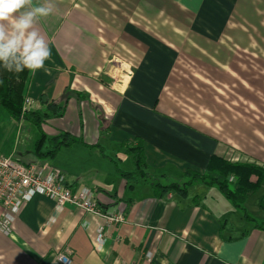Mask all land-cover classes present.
I'll list each match as a JSON object with an SVG mask.
<instances>
[{"label": "crops", "instance_id": "obj_1", "mask_svg": "<svg viewBox=\"0 0 264 264\" xmlns=\"http://www.w3.org/2000/svg\"><path fill=\"white\" fill-rule=\"evenodd\" d=\"M53 2L57 10L38 22L51 58L44 69L27 72L24 93L38 110L46 107L41 97L70 95L63 115L41 125L42 150L62 131L80 141L51 158L38 157L40 130L23 119L15 135L27 149L14 155L24 163L50 162L71 189L90 188L106 213L125 220L105 227L101 216L69 204L58 210L54 199L34 195L11 232L0 230V264H55L59 251L68 253L70 264H264V230L217 187L197 182L183 196L170 190L157 197L147 180L124 175L135 166L123 146L143 141L145 171L153 177L178 179L187 168L203 172L213 154L231 159L238 153L264 167V0ZM187 49L195 51L187 57L205 67L197 71L205 85L196 89L199 95L201 89L206 98H221L219 90L227 87L228 97L232 91L243 99L239 107L228 105L221 126L168 105L165 91L179 51ZM111 65L128 73L122 90L110 84ZM252 194L244 205L264 219L260 207H248ZM258 194L259 206L264 187ZM101 226L106 242L99 248L94 238Z\"/></svg>", "mask_w": 264, "mask_h": 264}, {"label": "trees", "instance_id": "obj_2", "mask_svg": "<svg viewBox=\"0 0 264 264\" xmlns=\"http://www.w3.org/2000/svg\"><path fill=\"white\" fill-rule=\"evenodd\" d=\"M28 70L25 69L19 74L5 71L0 67V106L3 107L15 121L24 119L36 125L41 133V138L34 145V153L38 157L51 158L56 151L63 147L80 141L72 134L62 131L52 137H48V149L42 150L46 139L41 125L50 117H59L64 113L65 105L69 94L65 90L58 100H46L40 98L46 104L44 110L32 109L24 110V90L25 80ZM77 98L81 93L74 92ZM125 150L132 155L134 170L125 172V176H138L147 180L153 188L157 197L163 196L170 190H175L180 195H185L187 188L194 183L200 182L209 186H215L227 198V200L241 213L242 217L253 223L255 227L264 230V219L256 218L247 210L244 203L249 194L255 192L264 181V167L253 161H230L222 156L211 155L208 159L205 171L200 172L187 168L178 179L167 178L163 175L159 177L150 176L145 171L146 159L143 148V141L135 139L134 142H124ZM235 175V181H228V175ZM252 176L256 179L252 180ZM259 207L264 211V194L259 199Z\"/></svg>", "mask_w": 264, "mask_h": 264}, {"label": "built area", "instance_id": "obj_3", "mask_svg": "<svg viewBox=\"0 0 264 264\" xmlns=\"http://www.w3.org/2000/svg\"><path fill=\"white\" fill-rule=\"evenodd\" d=\"M26 102V103H25ZM23 109L29 110L33 102L25 97ZM0 153V230L11 232V224L18 217L24 203L34 195L40 194L56 201V208L61 210L69 204L85 212L104 218L105 227L121 223L125 216L121 213H106L88 187L73 190L68 185L65 175L50 162L24 163L15 155ZM105 227H99L94 242L101 248L106 242ZM55 264H70L67 252L54 254Z\"/></svg>", "mask_w": 264, "mask_h": 264}, {"label": "rangeland", "instance_id": "obj_4", "mask_svg": "<svg viewBox=\"0 0 264 264\" xmlns=\"http://www.w3.org/2000/svg\"><path fill=\"white\" fill-rule=\"evenodd\" d=\"M191 51L193 53L195 52L194 49H191V50L187 49V50L179 51L181 54L178 57L177 65L173 71L174 76H172L170 83L168 84L169 87H167L164 95L167 99L168 105L172 107L174 110H180V107L184 109V111L181 110L183 115L187 116L188 114H193L194 117L197 116L199 119L203 118V120L208 122L209 125L217 123L219 126H221L220 123L223 122L222 119L227 116L226 110L228 109V105L230 104L232 106L239 107L238 101L243 102V99L240 98L237 94L233 93L232 91L230 94L231 96L228 97L227 87H223L221 91L219 90L220 94L221 92H224L222 94L223 97L221 98H213V99L206 98L202 96L203 93H205V91L201 93V89H200V94L202 95H199L197 92V90H199V86H203L205 88V85H203L202 82L199 81V77L197 76L198 75L197 71L205 67L196 65V61L194 59L187 57ZM184 64L187 65V67ZM109 68H110L109 70L113 71L112 76H110L112 78V80L110 81V84L115 89L122 90L124 86L123 84H127L126 83L127 82L126 75L128 74L127 71L121 70L120 66H117V65H111V67ZM185 69L188 72H185ZM254 72L258 73L259 67H257ZM182 76L185 79L182 80L181 79ZM204 76L206 77L205 74ZM237 76L235 78L239 79L240 78L239 74H237ZM200 77H201V74H200ZM236 82L240 84L238 80H236ZM256 82L258 81H255V83ZM242 86L243 84H241V88ZM236 88L239 89L240 85L239 86L236 85ZM199 106H201V108H199ZM212 107H214L216 111H219V113L218 114L213 113L211 111ZM241 116L243 117V115ZM253 116L256 117V115H253ZM256 118L258 119V117ZM16 123L17 121L11 118L9 113L3 107L0 106V153L2 154L4 153L7 154L9 151L12 150L13 147H14L13 150L17 148V150H20V151L27 149V142L26 141L20 142V138H18V136L15 135L16 133L15 130L17 126ZM252 123L255 124L254 122ZM228 158H229L228 160L232 162L233 161L234 162L235 161H246V159H244V157H242V155L238 153H236L235 156H232L231 159L230 157ZM228 181L234 182L235 175L230 173L228 175ZM261 184L262 185L260 186L264 187V183H261ZM261 187H259L250 196V199L248 202V207L250 208V210L256 211V208L259 207L257 204V200H258V195H259L258 193L260 192Z\"/></svg>", "mask_w": 264, "mask_h": 264}, {"label": "clouds", "instance_id": "obj_5", "mask_svg": "<svg viewBox=\"0 0 264 264\" xmlns=\"http://www.w3.org/2000/svg\"><path fill=\"white\" fill-rule=\"evenodd\" d=\"M56 10L53 0H0V67L14 74L45 68L51 49L38 22Z\"/></svg>", "mask_w": 264, "mask_h": 264}]
</instances>
